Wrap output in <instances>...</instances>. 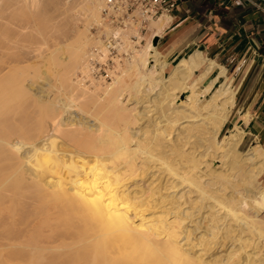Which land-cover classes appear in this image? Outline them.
I'll return each mask as SVG.
<instances>
[{
    "label": "bare ground",
    "instance_id": "1",
    "mask_svg": "<svg viewBox=\"0 0 264 264\" xmlns=\"http://www.w3.org/2000/svg\"><path fill=\"white\" fill-rule=\"evenodd\" d=\"M102 4L0 0V264H239L250 234L264 245L255 215L264 206V150L240 152L239 133L219 138L235 102L230 82L199 91L194 56L166 71L152 38L169 14L149 22L155 33L112 81L79 77ZM32 27L58 41L33 54L19 41ZM40 66L53 84L34 80ZM29 94L37 126L21 127L18 105ZM164 106L169 113L158 115ZM218 157L227 170L213 167ZM219 236L230 240L218 259Z\"/></svg>",
    "mask_w": 264,
    "mask_h": 264
},
{
    "label": "crops",
    "instance_id": "2",
    "mask_svg": "<svg viewBox=\"0 0 264 264\" xmlns=\"http://www.w3.org/2000/svg\"><path fill=\"white\" fill-rule=\"evenodd\" d=\"M169 15L156 37L166 71L194 56L199 91L229 81L235 102L220 136L239 133L240 152L264 150V0H183Z\"/></svg>",
    "mask_w": 264,
    "mask_h": 264
},
{
    "label": "built area",
    "instance_id": "3",
    "mask_svg": "<svg viewBox=\"0 0 264 264\" xmlns=\"http://www.w3.org/2000/svg\"><path fill=\"white\" fill-rule=\"evenodd\" d=\"M182 1L103 0L101 25L93 27L96 40H102L103 45L97 43L92 48L86 73L80 72L79 77L101 83L112 80L119 66L130 59L143 43L146 44L151 36H148L149 22L172 13ZM105 26L110 29L108 33ZM131 30H136V33H130Z\"/></svg>",
    "mask_w": 264,
    "mask_h": 264
},
{
    "label": "rangeland",
    "instance_id": "4",
    "mask_svg": "<svg viewBox=\"0 0 264 264\" xmlns=\"http://www.w3.org/2000/svg\"><path fill=\"white\" fill-rule=\"evenodd\" d=\"M78 19H76L75 21H77ZM77 23V24H76ZM75 23V25H78V27H80L81 29H83V28H85L84 26H85V24H84V22L82 23V21L80 20H78L77 22ZM96 24H94V25H92V26H90V29L86 32V35H87V37L89 38V40H90V47H89V52H91V50H92V48L95 46V45H97V43H98V40L96 41L95 39H96V36H95V32H94V29H93V27L95 26ZM98 26H100V25H98ZM41 29H42V25H41V27H40ZM31 29V28H30ZM27 30V29H26ZM36 30V29H34L33 27H32V29L29 31L28 30V33L26 32V31H24V29H22V31H24V32H26V33H22V35L20 34V42H21V44H22V41H23V45H24V47L26 46V44L29 46H32L31 48H33L34 47V52H33V54L35 53V52H37L38 54H40V53H42L45 49L44 48H46V44L48 43L49 45H52L55 41H58V40H55V39H58V38H56V36H52V37H49L48 39H46V38H44L45 37V35L43 34L44 32H42V31H46L45 30V28H43V30L41 31H34ZM21 31V30H20ZM21 31V32H22ZM20 32V33H21ZM30 32V33H29ZM42 32V36H40V34L39 33H41ZM155 32H154V30L152 29V28H150V32L148 33V36H150L149 38H151L152 36H153V34H154ZM30 34V35H29ZM67 34H69V33H66V35ZM24 36V37H23ZM28 36V37H27ZM32 36V37H31ZM40 36V37H39ZM93 36H95V38L93 37ZM147 36V37H148ZM26 37V38H25ZM27 38H29V39H27ZM54 38V39H53ZM148 38V39H149ZM26 39L28 40V41H26ZM33 39V40H32ZM44 39V40H43ZM92 39V40H91ZM147 39V38H146ZM31 40V41H30ZM18 41V42H19ZM30 41V42H29ZM41 41H43V42H41ZM46 41V42H45ZM92 41H94V42H92ZM95 41H96V43H95ZM100 41V40H99ZM25 42V43H24ZM45 42V43H44ZM95 45H94V44ZM20 44V43H19ZM144 44V43H143ZM22 46V45H21ZM35 48L36 49H38V50H36L35 51ZM13 49V48H12ZM10 49V50H8L10 53H12V54H14V53H19V50L18 49ZM22 52H24L23 50L22 51H20V53H22ZM37 53L35 54V55H37ZM32 54V53H31ZM32 54V55H33ZM30 56V55H29ZM29 56H27V57H29ZM32 57L30 56V59H31ZM34 58V57H33ZM39 57H37V56H35V58L34 59H32V60H35V59H38ZM38 61V60H37ZM88 63V62H87ZM126 64V63H125ZM124 64V67H126V65ZM45 66H40V67H38V68H36V72H37V74H38V76H33L32 75V77H34V80L36 81V82H39L40 80L41 81H43V82H45V83H52L53 84V80L51 81L49 78H50V75H49V73H48V71H46L45 70ZM42 70H43V73H42ZM46 72V73H45ZM78 75H79V73H78ZM31 76V75H30ZM39 77V78H38ZM52 77H55V76H53L52 75ZM125 78H126V80H128V82L130 81H133L134 80V78H135V75L133 74V73H127V74H125ZM110 81H112V80H110ZM110 81H108V82H110ZM108 82H105V84L106 83H108ZM100 84H104V83H101V82H99ZM80 93V92H79ZM186 96V93H184V95H183V97H185ZM32 97H34V96H30V94H29V97H23L22 98V100H20V101H22V103L19 101V104H21L20 106L18 105V113H21V117L19 116V118H21L20 120V122H21V124H20V126L23 124V126H21V127H32V126H37V119H38V117H37V115H39V106H38V103L36 102V99H34V98H32ZM30 98H31V100H30ZM24 99H25V101H24ZM30 101H35V103L37 104H33L32 102H30ZM30 102H28V101ZM24 101V102H23ZM26 102H28L27 104H26ZM26 104V105H25ZM30 104H32L33 106L30 108L29 106H30ZM34 105H35V107H34ZM23 106V108H21ZM27 106V107H26ZM34 107V108H33ZM26 108V109H25ZM33 108V109H32ZM24 109V110H23ZM21 110H23V113H24V111L26 110V112H27V110H29V111H32V112H30V114L28 115L26 112V114L24 115V114H22V112H21ZM169 110H170V107L169 106H164L163 107V111H160V112H158L157 114L158 115H162L164 112H166V113H169ZM37 112V113H36ZM157 114H156V116H157ZM19 115V114H18ZM32 115H34V116H32ZM28 116V117H27ZM32 116V117H31ZM18 117V116H17ZM31 117V118H30ZM37 117V118H36ZM19 118H18V120H19ZM27 120H26V119ZM33 118H34V121H33ZM24 119V120H23ZM28 119H32V120H29V122H27L28 121ZM36 119V120H35ZM25 120H26V122L28 123V124H26L25 123ZM33 121V122H32ZM18 123V122H17ZM24 124L26 125V126H24ZM30 124V125H29ZM34 124V125H33ZM226 127H224L223 128V132H225L226 131ZM224 135H222V136H220L219 135V138L220 137H223ZM58 142H60V145H62V143H61V141H60V139L58 140ZM62 148H64L65 146L64 145H62L61 146ZM25 149H27V148H25ZM201 150V149H200ZM22 151H23V149H22ZM216 160L213 162V167L214 168H218V169H220V170H222V166H224L223 164H221V158H215ZM218 159H221V160H218ZM216 164V165H215ZM218 166V167H217ZM221 167V168H220ZM227 166H225V169L227 170V168H226ZM225 169L223 168V170L222 171H225ZM263 180H264V177H263ZM228 191H230V190H228ZM8 205H10V202L8 203ZM259 211V212H258ZM260 213V215L261 216H259L258 214ZM255 215L257 216V218L258 217H260V218H258L259 220H264V206L262 205V203H261V206L259 205V208H257V210H256V213H255ZM257 219V221H258V226L259 227H261V228H264V222L263 221H259ZM259 233H262L261 232V230H259ZM236 234L237 235H239V233H237L236 232ZM235 234V235H236ZM250 233H248V235H249ZM247 235V232L246 233H244V234H241V236H243L242 238H244L243 240L244 241H242L241 240V242H245V240L247 239L248 240V238H249V236ZM248 236V237H247ZM255 236V235H254ZM254 236H251V234H250V238H252V242L250 241V244L248 243L247 244V241H246V247L248 248H243L240 252H238V254H240V255H243L244 257H242L241 256V258H240V256L238 257V259H240V263L239 264H248L249 263V261L251 260V261H255V263L256 264H263L262 262H263V256H264V245L261 247V248H258V245L260 244L258 241L260 240V238L259 237H254ZM259 239V240H258ZM230 240V239H229ZM229 240L228 239H223V237H221V236H219L218 238H217V246L215 247V249H213L212 251H214L213 253L215 254V257H217L216 255H218V259H219V257L221 258V257H224V256H226V254H227V247H228V244H229ZM253 240H254V242H253ZM228 242V243H227ZM259 243V244H258ZM252 244V245H251ZM258 244V245H257ZM247 245H249V246H247ZM262 245V244H261ZM251 249V250H250ZM249 250H250V252H249ZM259 250V251H258ZM257 251V252H256ZM244 252H245V254H244ZM243 253V254H242ZM220 255V256H219ZM263 258V259H262ZM261 259V260H260ZM250 261V262H251ZM232 264H235V262L234 263H232Z\"/></svg>",
    "mask_w": 264,
    "mask_h": 264
},
{
    "label": "water",
    "instance_id": "5",
    "mask_svg": "<svg viewBox=\"0 0 264 264\" xmlns=\"http://www.w3.org/2000/svg\"><path fill=\"white\" fill-rule=\"evenodd\" d=\"M157 41H158V39H157V38H155V41H154V42L156 43Z\"/></svg>",
    "mask_w": 264,
    "mask_h": 264
}]
</instances>
